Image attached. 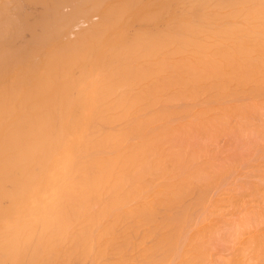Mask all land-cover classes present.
I'll return each instance as SVG.
<instances>
[{"label":"bare ground","instance_id":"1","mask_svg":"<svg viewBox=\"0 0 264 264\" xmlns=\"http://www.w3.org/2000/svg\"><path fill=\"white\" fill-rule=\"evenodd\" d=\"M20 1L0 0V264H264V159L236 165L264 153V0H24L28 49ZM138 16L157 23L126 35Z\"/></svg>","mask_w":264,"mask_h":264},{"label":"rangeland","instance_id":"2","mask_svg":"<svg viewBox=\"0 0 264 264\" xmlns=\"http://www.w3.org/2000/svg\"><path fill=\"white\" fill-rule=\"evenodd\" d=\"M144 1H145V0H144ZM21 2H23V3H22V4H24L23 6H22ZM26 2H28V1L21 0L20 2H18L19 5H21L22 7H24V6L27 5V6L25 7V8H27V9L23 8L24 10L22 9V7H21V8L18 7L17 4L15 3L16 8L14 7V9H13V13H14L13 15H14V17H17V18H18V20H17V21H18V24L20 23V26H19L20 28H19L18 31H17V32H19L18 34H19V35L21 34V36H22L23 38L26 37V38H28V40L30 39L31 41H30V40H29V41H26L25 38L22 39V38H20V37H21V36H20V37L17 39L18 41H15V43H13V44H15V45L17 46V48H18V45H17V44H20V43H22V42H23V44L26 43V45H27V44H28V45H29V44L32 45V42L34 41V38H33L34 35L31 34V33L29 34V30H30L29 25H30L31 23L34 24L33 21H34L35 23H37V21L39 20V16H40L39 11H40V9L43 7L41 4H38V5H39V6H37L38 8L35 7V9H34V8L32 7V8H33V10H32L31 6H32V5H33V6H36L37 3H36V5H35V4H28V3H26ZM40 5H41L42 7H40ZM63 7H64V8H62V10H63L64 12H66V13L70 12V11L73 9L72 5H70V6H69V5H63ZM17 8H19V10L22 9V11H18ZM64 9H65V10H64ZM15 10H17V12H16ZM38 10H39V11H38ZM24 11H25L26 13H28V14L31 12V14L33 13V14H35L36 16L30 14V16H32V17L29 18L30 16L28 15V16H29V17H28V19H29V23H26V22L23 23V21H26V20H24V19H26V18H24V16H23V14H26ZM15 12H16V13H15ZM21 12H22V15L20 14ZM23 12H24V13H23ZM93 13H95V11H93ZM91 15H92V14L90 13L89 16L92 17ZM20 16H23L24 19L21 17V18L23 19V21H22V19H19ZM82 16H83V15H82ZM82 16H80L81 20H83V19H84V20H87L88 17H89V16H88L87 18L85 17V18H86V19H85V18L82 17ZM25 17H26V15H25ZM36 17H37V18H36ZM139 17H140V16H138L137 18H139ZM144 17H145V16H144ZM141 18H142V17H140V19L137 21L136 18L133 17V18H131V19L128 21V24H127V26H126L125 29H124V32H125L126 35H128V36L131 35V36H132V35H134L135 33L142 32V31H146V30H150V29H152V28L155 26V24L157 23V21H156V22H155V21H151V20H150V21H147V19H146V22H145V19H141ZM146 18H147V17H146ZM93 19L96 20L97 17L93 16ZM149 19H150V18H149ZM19 20H20V21H19ZM135 20H136V21H135ZM142 20H143V21H142ZM21 21H22V22H21ZM134 21H135V22H134ZM139 21H140V22H139ZM27 22H28V20H27ZM30 22H31V23H30ZM22 23L24 24V26H21ZM25 24H26V25L28 24V25H27V28H26V25H25ZM131 24H133V25H131ZM132 26H133V27H132ZM22 27H24L25 29H24V28L22 29ZM28 28H29V29H28ZM27 29H28V30H27ZM129 29H130V31H129ZM133 29H134V30H133ZM24 31H25V32H24ZM17 32H16V33H17ZM129 32H130V34H129ZM18 34H16V37L18 36ZM15 39H16V38H15ZM20 39H22V40H20ZM51 42H52V41H49V43H51ZM11 44H12V43H11ZM13 44H12V45H13ZM33 44H34V43H33ZM47 44H48V42H47ZM12 45H11V46H12ZM15 45H13L12 48H13ZM28 45L26 46L27 49H28V47L30 46V45H29V46H28ZM16 46H15V47H16ZM19 46H21V45H19ZM38 46H39V45H38ZM26 47H25V48H26ZM45 47H46V46H45ZM22 48H23V47L21 46V49H22ZM25 48H23V49H25ZM253 112L258 114L259 111H258V112H255V110H253ZM253 112H252V113H253ZM254 113L251 114V115H252V118L254 117L253 115H256V114H254ZM260 114H261V110H260ZM251 115H250V117H251ZM257 116H258V115H256L255 117L257 118ZM261 116H262V117H260V115H259L258 118H259V117H260V118H263V115H261ZM250 117H249V118H250ZM255 117H254V119H255ZM260 118H259V119H255V120H257L256 122H259V121H260ZM187 119H189V118H187ZM254 119H251V121H252V120L255 121ZM243 120H245V119H243ZM246 120H247V119H246ZM249 120H250V119H249ZM258 120H259V121H258ZM251 121H249V122L247 121L246 123L249 124ZM234 122L236 123L237 121L234 120ZM256 122H255V123H256ZM230 123H231V122H230ZM238 123H239V121H238ZM238 123H237V125H238ZM240 123H241V122H240ZM243 123H244V122H243ZM252 123H253V122H252ZM255 123H254V124H255ZM228 124H229V123H228ZM228 124H227V125H228ZM232 124H233V123H231V124H229V125H232ZM250 124H251V123H250ZM250 124H249V125H250ZM262 124H263V123H262ZM229 125H228V126H229ZM239 125H240V124H239ZM243 125H244V126H247V125H245V123H244ZM252 125H253V124H252ZM252 125H250V126H252ZM255 125L257 126V123H256ZM260 125H261V122L258 124V126H260ZM219 126H220V125H219ZM223 126H224V125H223ZM225 126H226V125H225ZM250 126H248V127H250ZM256 126H255V127H256ZM261 126H262V125H261ZM230 127H231V126H230ZM230 127H229V128H230ZM242 127H243V126H242ZM248 127H247V129H251V130H252V127H250V128H248ZM253 127H254V126H253ZM212 128H213V127H212ZM214 128H215V127H214ZM222 128H223V127H222ZM225 128H226V127H225ZM225 128H224V129H225ZM231 128L235 129L234 126H232ZM238 128H239V126H238V127L236 126V129H238ZM217 129H218V128H217ZM217 129H216V131H218ZM219 129H221V128H219ZM224 129H223V134H224V132H225ZM236 129H235V130H236ZM240 129H241V128H240ZM242 129H243V131H242V133H240V134H241V135H240L241 138H239V139H238V138H236V140L233 139V137H232L233 135L231 134V135H232L231 137H232V139H233L232 143H233L234 140H235L236 143H235V142H234V143L237 144V139H238V143H239V142L241 141L240 139H242L243 136H245L244 138H246V134H248V136H249V140H245V139H244V140H245L246 142L250 141V139H252L251 137H253V135H254V134H252V133L255 132V134H256V130H257L258 128L252 130L253 132L249 130V131L252 132V133H247V130L244 129V127H243ZM242 129H241V130H242ZM211 130H212V129H211ZM231 130H232V129H230V131H231ZM238 130H239V129H238ZM244 130H245V131H244ZM203 131H204V130H203ZM203 131H202V132H203ZM207 131H208V130H207ZM209 131H210V130H209ZM227 131H228V130H227ZM227 131H226V132H227ZM202 132H201V133H202ZM219 132H220V131H219ZM231 132H232V131H231ZM231 132H229V133H231ZM237 132H240V131H237ZM258 132H260V131H258ZM261 132H262V134H264L263 130H261ZM212 133H214V132H212ZM217 133H218V132H217ZM217 133H215V134H217ZM221 133H222V132H220L219 135H220ZM232 133H233V132H232ZM194 134H195V133H194ZM197 134H198V133H197ZM205 134L208 135V133H205ZM209 134H211V133H209ZM215 134H214V135H215ZM223 134H222V135H223ZM237 134H239V133H237ZM244 134H245V135H244ZM250 134H251V135H250ZM257 134H258V133H257ZM257 134H256V135H257ZM262 134H258V135H257V138L260 139L259 142H260L261 145L264 144V139H263V138H260V136H261ZM199 135H201V134H199ZM202 135H203V134H202ZM206 135H205V136H206ZM212 135H213V134H212ZM212 135H211V136H212ZM219 135H217V137H215V138L218 139V138H219V137H218ZM194 136H195V135H194ZM208 136H210V135H208ZM211 136H210V137H211ZM229 136H230V135H228V136L226 135V137L231 138V137H229ZM195 137H196V136H195ZM197 137H201V136H197ZM197 137H196V138H197ZM203 137H204V136H203ZM226 137H225V135L220 136V138L222 139V141H221V139L219 138V139H218V140H219L218 142H221V143L223 142V145H222V144H220V145L224 146V143H225V142L231 140V139L227 140ZM237 137H238V135H237ZM253 138L257 139L255 136H254ZM193 139H194V138H193ZM198 139H199V138H198ZM201 139H202V138H201ZM204 139H205V137H204ZM204 139L202 140V142L205 141L207 138H206L205 140H204ZM208 139H209V137H208ZM210 139H211V138H210ZM217 139H214V138H213V140H215V141H216ZM223 139H226V140H223ZM255 139H254V141H253V139H252V141H253V142H256ZM261 139H263V141H261ZM195 140H196V139H195ZM195 140H194V141H195ZM199 140H200V139H199ZM199 140H198V141H199ZM213 140H212V141H213ZM239 140H240V141H239ZM244 140H243V141H244ZM194 141H193V142H194ZM206 141H208V140H206ZM206 141H205V142H206ZM212 141H211V142H212ZM224 141H225V142H224ZM243 141H241V142H243ZM252 141H250V142H252ZM205 142H204V144H205ZM208 142H209V141H208ZM208 142H207V143H208ZM229 142H231V141H229ZM259 142H258V143H259ZM199 143H201V142H199ZM207 143H206V144H207ZM213 143H214V141L212 142V144H213ZM227 143H228V142H227ZM258 143L256 142L255 144L258 145ZM194 144H196V143H194ZM201 144H203V143H201ZM212 144L209 143L210 146L208 145L209 148H211V150H213V148L216 149V147H219V148H218V151H219V149H221V150L223 149V147H222V146H219V144H218L217 142L214 143V144H215L214 146H213ZM242 144H243V143H242ZM252 144L254 145V146H252V148H254V149L257 148V146H255L254 143H252ZM211 145H212V146H211ZM216 145H218V146H216ZM226 145H228L229 148L232 147V146H230L231 143H228V144H226ZM232 145L234 146V144H232ZM246 145H247V144H246ZM261 145H260V147H261ZM215 146H216V147H215ZM236 146H237V145H235V147H232V149L234 150V148H235L236 150H238V148H237ZM240 146H241V145H240ZM240 146H239V148H240ZM243 146L245 147V143L242 145L241 149L244 148ZM250 146H251V144H250ZM205 147H207V146H205ZM212 147H213V148H212ZM221 147H222V148H221ZM260 147H259L257 150H259V151L261 150V152L263 153L264 151H262V149L264 150V148L261 149ZM262 147H264V145H263ZM209 148H208V149H209ZM229 148L226 147V150H227V151H224V150H223V151H221L222 153L220 152L222 157H225V155H227L226 153H228V150H230ZM245 148H246V147H245ZM247 148L250 149L249 146H247ZM247 148H246V150H245V149H244V150H245V152H248V154L243 153V152H244L243 150H242V153H241V152H240V153L242 154V156H245V155H243V154L249 155V152H250V153H252V155H250L251 158H250L249 156H248V157L245 156V158L247 159V161H246V160H244L245 158L242 160V157L239 156L240 159H238V158H239V157H238L237 160H239V161L242 160L243 163H241V164H240V163L236 164L237 167H238L239 165L241 166V165H243V164H244V165L246 164V165H245L246 167H245V166H244V167L247 168V165H249L250 163L252 164V166H253V165L256 166V165H257V162H259L260 159H261V160H260L261 163L259 162V164L262 165V161H263V159H264V156H262V155H264V153H263L262 155H261V154L259 155V152H258V151H257L258 154L255 152L256 149H255V150L252 149L253 152H251L250 150L248 151ZM224 149H225V148H224ZM241 149H239L238 151H240ZM236 150H235V151H236ZM213 151H214V150H213ZM216 151H217V149H216ZM230 151H231V150H230ZM236 152H237V151H236ZM261 152H260V153H261ZM214 153H215V151H214ZM214 153H213V154H214ZM223 153H225V154H223ZM229 153H231V154L228 155V156H229V158H231V156H232V151L229 152ZM233 153H234V151H233ZM240 153H238V154H240ZM253 153H254V154H253ZM235 154L237 155V153H234V155H235ZM217 155L219 156L218 152H217ZM223 155H224V156H223ZM257 155H258V156H257ZM214 156H215V154H214ZM218 156H217V157H218ZM221 156H219L218 158H222ZM254 156H255L257 159H258L260 156H261V157H260V159H258L257 161H254V160H256V158H255ZM215 157H216V156H215ZM215 157H214V158H215ZM217 157H216L214 160H216V162L219 163V161H217V159H218ZM234 157L236 158V156H234ZM225 158H226V157H225ZM225 158H224V160H227V158H226V159H225ZM229 158H228V159H229ZM235 158H234V159H235ZM253 158H255V159H253ZM212 159H213V158H212ZM231 159H232V158H231ZM249 159H250V160H249ZM251 159H253L252 162H248V161H251ZM224 160H222V161H224ZM220 161H221V159H220ZM222 161H221V162H222ZM232 161H233V160H232ZM239 161H237V162H239ZM253 161H254V162H253ZM228 162H229V163H232V162H230L229 160H227L226 163H228ZM234 162H236V161H234ZM234 162H233V163H234ZM237 162H236V163H237ZM246 162H247V163H246ZM226 163H225V164H226ZM255 164H256V165H255ZM259 164H258V165H259ZM263 164H264V162H263ZM260 165L257 166L259 169H260ZM240 166H239V168H238V170H237L238 172H240V170H239V169H241ZM252 166H251V167H252ZM262 166H263V165H262ZM241 167H242V166H241ZM248 167H249V168H247V169H248V171H249V169H250L251 167H250V165H249ZM254 168H255V167H254ZM258 168H257V169H258ZM242 169H243V167H242ZM257 169H254V170H257ZM259 169H258V170H259ZM263 169H264V168H263ZM252 170H253V169H252ZM242 171H243V170H242ZM244 171H246V173L248 172L246 169H244ZM244 171H243V172H244ZM238 172H237V174H238ZM243 172H241V173H243ZM252 172H253V171H252ZM254 172H255V171H254ZM244 174H245V172H244ZM249 174H250V172H249ZM251 174H252V173H251ZM238 175H240V176H239V178H240V177H241V174L239 173ZM242 175H243V174H242ZM237 177H238V176H237ZM237 177H235V181H236V179L239 180V178H237ZM241 178H242V177H241ZM233 182H234V181H233ZM238 182H239V181H238ZM238 182H237V183H238ZM235 183H236V182H235Z\"/></svg>","mask_w":264,"mask_h":264}]
</instances>
